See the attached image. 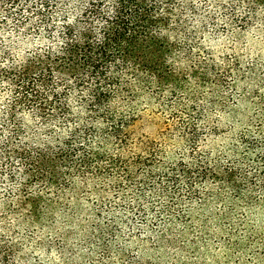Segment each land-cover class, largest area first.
<instances>
[{"label": "trees", "instance_id": "trees-1", "mask_svg": "<svg viewBox=\"0 0 264 264\" xmlns=\"http://www.w3.org/2000/svg\"><path fill=\"white\" fill-rule=\"evenodd\" d=\"M255 25L264 0H0V264H44L27 250L73 199L99 237L117 220L151 248L210 203L264 207V75L200 42ZM249 84L253 115L214 151L226 91Z\"/></svg>", "mask_w": 264, "mask_h": 264}, {"label": "rangeland", "instance_id": "rangeland-1", "mask_svg": "<svg viewBox=\"0 0 264 264\" xmlns=\"http://www.w3.org/2000/svg\"><path fill=\"white\" fill-rule=\"evenodd\" d=\"M200 42L214 56L237 57L240 60L238 64L242 67H254L259 76L264 75V30L257 29L256 25L236 42H232V36L228 32L209 29L208 34L200 38ZM227 65L228 63H224V66ZM239 89L241 91L242 87ZM246 89L248 92L244 91L241 97L237 96L238 92L234 90L226 91L228 110H231L220 121V125L222 130L230 126L231 132L227 130L224 143L223 139L215 140L214 151H223L229 147L233 135L247 125L253 115L254 100L250 96V84ZM150 107L155 109L152 105ZM150 128L151 126H148L147 130ZM73 200L74 206L68 211L72 213L69 215L70 221L66 223L63 218H58L59 221L53 227L43 229L39 243H31L28 248L27 253H33L41 263L264 264L263 206L248 207L243 203L238 207L235 205L234 210L220 220L215 218V203H210L200 216L201 219L209 217L206 225L201 226L200 221L194 224L193 229L187 232L184 244H154L156 246L151 248L149 242L142 244L143 234L138 235L135 229L129 232L128 228L120 225L117 220L120 234L116 238L112 239L108 235L99 237L98 229L104 222H99L95 217L92 203ZM60 214L62 212L57 213L58 217ZM194 214L197 216V213ZM61 233L65 235V241L60 239Z\"/></svg>", "mask_w": 264, "mask_h": 264}]
</instances>
